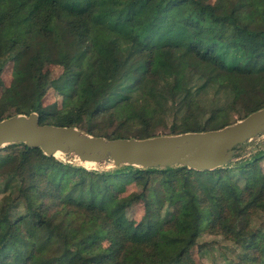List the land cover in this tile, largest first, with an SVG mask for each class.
I'll return each mask as SVG.
<instances>
[{
    "label": "trees",
    "instance_id": "16d2710c",
    "mask_svg": "<svg viewBox=\"0 0 264 264\" xmlns=\"http://www.w3.org/2000/svg\"><path fill=\"white\" fill-rule=\"evenodd\" d=\"M8 62L0 122L37 114L107 139L218 131L264 108V0H0V75ZM48 89L67 108L44 107ZM168 112L180 122L158 134ZM255 148L209 171L104 172L24 143L0 148V173L12 169L0 264H193L204 231L234 245L238 264H264V227H252L264 215V146ZM155 177L152 196L132 194L145 212L130 219L120 195Z\"/></svg>",
    "mask_w": 264,
    "mask_h": 264
},
{
    "label": "water",
    "instance_id": "95a60500",
    "mask_svg": "<svg viewBox=\"0 0 264 264\" xmlns=\"http://www.w3.org/2000/svg\"><path fill=\"white\" fill-rule=\"evenodd\" d=\"M264 128V108L236 124L211 132H189L148 139H107L76 127L41 124L37 114L17 115L0 122V148L24 143L47 155L70 153L81 161L109 158L114 166L165 168L175 165L202 171L231 163L233 149ZM264 146V142L259 145ZM257 148H254L256 150Z\"/></svg>",
    "mask_w": 264,
    "mask_h": 264
},
{
    "label": "rangeland",
    "instance_id": "374dc122",
    "mask_svg": "<svg viewBox=\"0 0 264 264\" xmlns=\"http://www.w3.org/2000/svg\"><path fill=\"white\" fill-rule=\"evenodd\" d=\"M203 3H211L214 4L216 0H200ZM42 71L49 72L53 74L56 67L53 66H42ZM59 69V68H58ZM13 71H14V63L8 62L3 68V72L0 75V84L2 88H7L13 79ZM57 71V70H56ZM44 107H50V105H57V109L64 110L68 106L67 98H58L56 95L51 93V89L45 90L44 92ZM180 121L178 118L174 116V112H168L166 115L162 114L155 119V126L158 128V134H167L170 133L173 129L174 124H178ZM105 128H109L110 125L106 123L103 125ZM114 127H111V130ZM264 142V128L261 129L256 135L247 141L243 142L239 146L233 149L234 159L231 162L240 161L246 157H248L253 149ZM5 154V153H4ZM58 161H62L64 163H70L73 166L84 167L90 171H111L115 168L113 161L109 158L103 159L94 167H86L79 161L78 157H75L73 154L63 153L61 155L54 156ZM12 169L10 167L6 168L2 173H0V203H2L6 193H4L5 185L8 181H10ZM264 171V165H263ZM151 179L149 182L147 180H143L140 182H133L128 184L126 187V191L120 195L121 198H124L129 202V207L131 210L129 211L128 217L130 219H134L136 222L141 221L144 216L145 206L143 202H134L132 201V194L144 191L145 187L149 191V196L153 195L154 190L156 191L158 188L157 180ZM21 180L17 174H15L14 182L18 183ZM12 181V182H13ZM133 205H135L133 207ZM252 227L253 228H262L264 227V215L257 214L252 219ZM264 229V228H263ZM199 245H197L193 250H191V261L193 264H238V252L239 250L232 245L231 243L224 240V238L220 236L210 235L209 232L204 231L202 236L199 238Z\"/></svg>",
    "mask_w": 264,
    "mask_h": 264
},
{
    "label": "bare ground",
    "instance_id": "6f19581e",
    "mask_svg": "<svg viewBox=\"0 0 264 264\" xmlns=\"http://www.w3.org/2000/svg\"><path fill=\"white\" fill-rule=\"evenodd\" d=\"M61 154H63V153H61V152H59V153H57V155H61ZM79 161L82 163V164H84V166H86V167H88V168H90V167H94L95 165H97L99 162H98V160L96 159V158H90L89 160H87V161H81L80 159H79Z\"/></svg>",
    "mask_w": 264,
    "mask_h": 264
}]
</instances>
